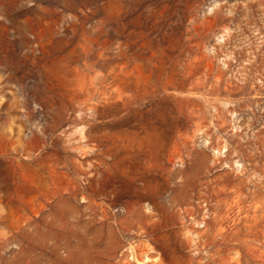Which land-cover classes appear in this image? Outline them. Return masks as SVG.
Masks as SVG:
<instances>
[{"label":"rangeland","instance_id":"1","mask_svg":"<svg viewBox=\"0 0 264 264\" xmlns=\"http://www.w3.org/2000/svg\"><path fill=\"white\" fill-rule=\"evenodd\" d=\"M0 264H264V0H0Z\"/></svg>","mask_w":264,"mask_h":264}]
</instances>
